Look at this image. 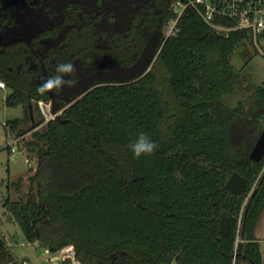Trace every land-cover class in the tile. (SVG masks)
<instances>
[{"label": "trees", "instance_id": "16d2710c", "mask_svg": "<svg viewBox=\"0 0 264 264\" xmlns=\"http://www.w3.org/2000/svg\"><path fill=\"white\" fill-rule=\"evenodd\" d=\"M178 26L143 76L93 88L25 143L36 165L10 207L29 242L70 253L60 264H264L254 235L264 156L249 158L264 129V79L232 62L248 34L219 32L193 7ZM0 77L5 104L25 113L9 129L22 134L36 112L33 126L43 122L32 98L44 96ZM141 132L158 148L135 158L129 144ZM233 171L246 179L240 195L225 187ZM223 212L228 235L218 230ZM10 261L0 237V264Z\"/></svg>", "mask_w": 264, "mask_h": 264}, {"label": "flooded vegetation", "instance_id": "af4514ba", "mask_svg": "<svg viewBox=\"0 0 264 264\" xmlns=\"http://www.w3.org/2000/svg\"><path fill=\"white\" fill-rule=\"evenodd\" d=\"M172 6L173 0H0V75L33 97L58 63H73L74 86L41 97L60 108L63 119L93 88L133 82L148 71ZM149 41L157 46L148 68L130 80H112L124 76L121 70L138 61Z\"/></svg>", "mask_w": 264, "mask_h": 264}, {"label": "rangeland", "instance_id": "374dc122", "mask_svg": "<svg viewBox=\"0 0 264 264\" xmlns=\"http://www.w3.org/2000/svg\"><path fill=\"white\" fill-rule=\"evenodd\" d=\"M232 62L238 69H241L242 73L249 74L253 82L261 83L264 79V60L257 55L249 43L242 44L237 48L232 56ZM10 92L11 89L8 86L0 88V237L12 255V261L7 264H22L24 258L28 259L29 264H60V260L64 257L68 259L70 253L66 249L57 253L45 252L42 247L29 242L10 207L11 202L26 197L28 191L27 177L33 173L36 165V157L34 154L27 153L25 143L33 138L34 131L45 124L40 122L37 126H33L39 121L36 112L32 122L25 121L21 125L22 134L18 135L17 129L11 131L4 123L9 124L15 119L21 120L25 113L21 105L9 107L5 104V98ZM33 104L38 109L35 101ZM14 138L16 142L13 145L14 151L11 152L7 143ZM20 179L21 181L17 186L16 182ZM263 233L264 210L254 230L264 259Z\"/></svg>", "mask_w": 264, "mask_h": 264}, {"label": "built area", "instance_id": "2783aa9c", "mask_svg": "<svg viewBox=\"0 0 264 264\" xmlns=\"http://www.w3.org/2000/svg\"><path fill=\"white\" fill-rule=\"evenodd\" d=\"M188 7L195 8L203 20L219 32H247L249 44L264 60V0H173L172 14L165 25V39L178 33L179 19ZM0 88H6L1 78ZM36 103L43 123L55 119L61 113L58 107L54 110L50 100L39 98ZM4 124L9 127L7 122ZM15 142L14 138L7 143L11 152L14 151Z\"/></svg>", "mask_w": 264, "mask_h": 264}, {"label": "water", "instance_id": "95a60500", "mask_svg": "<svg viewBox=\"0 0 264 264\" xmlns=\"http://www.w3.org/2000/svg\"><path fill=\"white\" fill-rule=\"evenodd\" d=\"M157 43L153 41H149L147 47L143 51L141 57L128 68L122 69L121 71L124 72V76L122 77H114L112 80L123 82L130 80L132 78L137 77L140 73H142L148 66L151 64L152 57L156 51ZM68 102V100H67ZM56 107H54V110ZM56 120L59 122H64L65 119H62L60 116L56 117ZM264 156V129L260 133L257 141L255 142L254 146L252 147L249 158L253 161L260 162ZM246 185V179L240 175L238 172L233 171L229 178L225 183V187L237 194L240 195ZM219 232L222 235H228L230 230V218L224 212L222 213L219 221ZM22 264H29L28 259L24 258L21 262Z\"/></svg>", "mask_w": 264, "mask_h": 264}, {"label": "clouds", "instance_id": "9594fccd", "mask_svg": "<svg viewBox=\"0 0 264 264\" xmlns=\"http://www.w3.org/2000/svg\"><path fill=\"white\" fill-rule=\"evenodd\" d=\"M76 67L73 63H58L55 66L54 74L47 78H42L43 83L37 87V92L40 95L52 92L55 90H63L65 87H73L75 81L71 77L75 74ZM68 77V79H65ZM226 102H227V98ZM231 106V105H230ZM264 124V117L259 121ZM129 148L132 151L135 158H139L142 155H152L158 148V144L153 141L147 134L141 132L136 140L129 144Z\"/></svg>", "mask_w": 264, "mask_h": 264}]
</instances>
